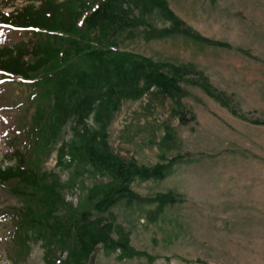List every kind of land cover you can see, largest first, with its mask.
<instances>
[{
  "label": "rangeland",
  "instance_id": "374dc122",
  "mask_svg": "<svg viewBox=\"0 0 264 264\" xmlns=\"http://www.w3.org/2000/svg\"><path fill=\"white\" fill-rule=\"evenodd\" d=\"M166 1L187 25L233 48L179 32L146 39L137 34L145 29L141 24L130 28L131 36L120 31L116 46L156 62L192 64L229 95L236 114L191 83L200 80L190 73L178 92L165 94L156 85L139 97L106 92L84 121L74 122L75 115L62 119L60 99L53 95L57 83H44L40 75L27 80L9 73L10 57L5 56L0 60V169L16 163L10 154L19 148L40 171V184L32 191L55 193L59 201L77 205L84 189L112 179L102 173L93 176V165L78 157L70 160V150L62 159L58 154L64 143L77 141L75 126L94 128V115L99 114L100 120L108 121L105 144L119 160L130 162L137 173L154 168L158 172L132 180L128 188L134 199L125 196L108 210L93 208L87 218L78 215L80 225L91 222L99 230L102 225L109 229L105 236L111 243L106 246L99 240L88 264H264V123L255 122H264V0ZM40 3L0 0V15ZM147 21L157 30L172 25L158 9ZM36 31L0 23V50L49 40L50 34ZM136 73L131 85L139 90L145 82ZM102 82L105 91L109 85ZM128 124L130 130L121 136ZM102 139L94 144L105 149ZM72 177L84 181L81 192L73 188L78 183L67 184ZM8 185L12 188L0 186V210L9 213L0 212V238L18 225L25 230V218L10 210L26 202V197L13 194L15 186L23 185L14 180ZM55 207L51 218L62 216L60 202ZM32 228L26 243L21 244L19 236L10 246L0 243V264H47L42 230L36 240ZM73 237L76 251L82 242ZM70 256V249L63 247L52 259L69 261Z\"/></svg>",
  "mask_w": 264,
  "mask_h": 264
},
{
  "label": "trees",
  "instance_id": "16d2710c",
  "mask_svg": "<svg viewBox=\"0 0 264 264\" xmlns=\"http://www.w3.org/2000/svg\"><path fill=\"white\" fill-rule=\"evenodd\" d=\"M40 2L38 7L27 5L16 12L2 13L0 23L19 29L31 28L38 30L36 32H46L50 34L49 40L41 44H32L31 47L17 44L2 48L0 60L5 56L10 57L9 73L27 80L32 76L40 75L38 78L44 83L56 82L58 90H53V95L55 100L58 97L60 99L57 102L62 119L63 116L75 115L77 118L74 122L84 121L87 115L95 112L96 104L100 106L95 102L100 94L106 92L119 95L125 92L127 95L139 97L154 85L165 94L178 92L181 90L179 83L186 74L190 73L199 76L200 80L190 81L191 83L199 85L209 96L229 107L236 114L230 105L229 95L214 86L203 71H198L192 64L156 62L141 55L121 51L116 46V36L120 31H125L131 36L130 28L137 29L141 24L145 29L137 31V34L143 35L146 39L179 32L197 41L233 48L231 43L205 37L198 30L187 25L173 12L166 0H62L60 2L40 0ZM157 9L164 18L167 17L171 21V26L157 30L148 24V16ZM238 50L249 54L244 49ZM80 61L81 66L76 65ZM97 66L101 69L97 70ZM52 68L54 71L50 72ZM164 68H167V71ZM135 73L144 79L145 85L142 89L137 90L131 85V82L135 81ZM115 76L119 80H114ZM187 78L184 80L188 81ZM102 81L109 85L105 91ZM101 98L103 99V96ZM94 116L97 126L85 129L75 126L74 136L77 141L74 140V145L64 143L66 145L59 150L58 156L62 159L63 153L70 150L72 153L68 152L70 160L74 157L80 160L86 159L93 165V176L102 173L112 179L111 183L104 185L97 183L84 189L85 192L81 197L79 193L77 205L65 201L63 203L57 199L55 193L49 192L43 196V193L31 190L40 184V171L36 166L29 164L21 149H13L10 159L15 158L16 163L0 169V186L12 188L8 185L12 180L23 185V187H14L16 193L10 192L19 197H26V202L23 206L17 209L13 207L10 210H17V214L25 218L22 220L25 230L20 229L19 225L10 229L9 233L0 238L3 246L15 244L18 236L21 244L26 243L29 240L28 236L31 237L28 235V229L33 226L31 230L34 232L33 238L39 239L37 231L40 228L45 238L43 245L48 258L47 264H88L91 255L98 248L99 240L106 246L111 243V239L105 236L109 231L108 225H102L100 230L90 225L91 222L80 225L78 215L83 214L87 218L93 208L108 210L122 197L128 196L130 200L134 199V192L129 190L128 185L135 177L154 176L158 169H145L142 173H137L130 162L119 160L106 145L105 133L108 121L100 120L99 114ZM182 118L185 120V116ZM255 122L264 123L262 120ZM127 129L130 130L129 124L124 127L121 136L126 134ZM166 129L169 130L167 133H171L169 125ZM101 138L105 149L94 144L95 140ZM134 138L135 135L129 141ZM67 184L72 186L77 184L73 188H79V192L84 188V181H77L74 177L70 178ZM55 202H60L63 208L62 216L59 218H51L56 208ZM0 212H4L5 216L9 214L6 210ZM73 236L80 238L82 242V248L76 251ZM125 245L123 246L127 248ZM63 247L71 251L69 261L52 259L57 250Z\"/></svg>",
  "mask_w": 264,
  "mask_h": 264
}]
</instances>
